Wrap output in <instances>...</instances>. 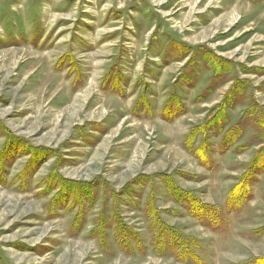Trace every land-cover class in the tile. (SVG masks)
<instances>
[{
    "label": "rangeland",
    "instance_id": "374dc122",
    "mask_svg": "<svg viewBox=\"0 0 264 264\" xmlns=\"http://www.w3.org/2000/svg\"><path fill=\"white\" fill-rule=\"evenodd\" d=\"M0 264H264V0H0Z\"/></svg>",
    "mask_w": 264,
    "mask_h": 264
},
{
    "label": "trees",
    "instance_id": "16d2710c",
    "mask_svg": "<svg viewBox=\"0 0 264 264\" xmlns=\"http://www.w3.org/2000/svg\"><path fill=\"white\" fill-rule=\"evenodd\" d=\"M14 145H15L16 147L12 146V143L10 142V146H11V147H14L15 149H17V142H15ZM39 157H40V156L37 155V158H39ZM170 185H172V184H171V181H170ZM170 188H171V187H170ZM170 188H169V190L172 191L171 189H173V188H171V189H170ZM172 193H173V192H171V194H172Z\"/></svg>",
    "mask_w": 264,
    "mask_h": 264
}]
</instances>
